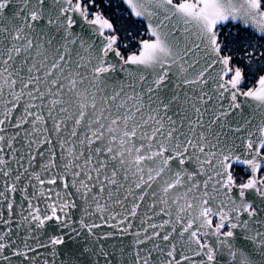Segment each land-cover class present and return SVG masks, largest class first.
<instances>
[{
  "label": "snow or ice",
  "instance_id": "obj_1",
  "mask_svg": "<svg viewBox=\"0 0 264 264\" xmlns=\"http://www.w3.org/2000/svg\"><path fill=\"white\" fill-rule=\"evenodd\" d=\"M0 264H264V0H0Z\"/></svg>",
  "mask_w": 264,
  "mask_h": 264
}]
</instances>
